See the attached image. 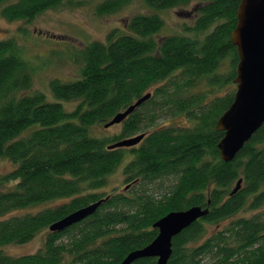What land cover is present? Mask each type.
Masks as SVG:
<instances>
[{
	"label": "trees",
	"instance_id": "trees-1",
	"mask_svg": "<svg viewBox=\"0 0 264 264\" xmlns=\"http://www.w3.org/2000/svg\"><path fill=\"white\" fill-rule=\"evenodd\" d=\"M62 1L0 0V15L30 21ZM130 1L105 0L97 11L112 13ZM143 1L147 13L132 15L123 30L113 29L105 40L75 52L77 74L68 81L50 79L51 98L34 88L24 48L13 38L0 39V159L14 166L0 174V264H120L157 236L158 219L193 206L207 213L172 238L166 264H264V123L226 162L217 147L223 131L215 125L235 91L208 100L203 92L191 93L201 79L217 88L234 83L238 55L231 31L240 0ZM192 2L191 24L181 33L160 35L164 20L158 12ZM225 59L230 71L218 74ZM148 93L118 123V133L91 135L95 125L106 127ZM166 111L183 114L187 125L153 127ZM140 134L134 146L108 147ZM117 168L124 191H105ZM63 197L69 201L24 211ZM96 201L86 218L60 231L49 229ZM245 210L255 212L238 215ZM222 221L208 234L207 225ZM42 230L35 252L4 250L30 242Z\"/></svg>",
	"mask_w": 264,
	"mask_h": 264
},
{
	"label": "rangeland",
	"instance_id": "rangeland-1",
	"mask_svg": "<svg viewBox=\"0 0 264 264\" xmlns=\"http://www.w3.org/2000/svg\"><path fill=\"white\" fill-rule=\"evenodd\" d=\"M103 1L105 0H63L59 6L46 9L30 21H8L0 15V39L13 38L24 48L23 56L34 70V88L45 92L48 98H51L48 86L50 79L58 78L68 81L77 74L78 65L75 62V52L79 48L92 40H105L111 30H123L125 20L132 15L149 11L143 0H131L112 13L100 14L97 6ZM194 6L195 2H192L185 7L160 10L158 13L164 20L160 35L183 32V27L191 24ZM230 65L228 59H225L218 67L217 73L229 72ZM233 91H235V83H225L217 88L208 85L204 79L198 81L191 89L192 94L205 93L206 99ZM66 105L67 107L72 106L73 102L66 103ZM187 123L183 114L172 115L166 111L153 127L183 126ZM120 128L121 125L118 123L110 127L99 124L92 128L91 135L95 137L112 136L118 133ZM13 167L11 162L0 159V174L7 173ZM162 183L167 182L164 180ZM125 185L122 171L117 168L108 176L107 185L103 189L108 192L111 190L123 192ZM154 187L151 185L150 188ZM68 201L69 197L55 198L25 208L24 211L35 212L44 207H55ZM254 212L255 210H245L238 215L251 216ZM224 224L225 221L207 225L208 234ZM45 233L46 231L42 230L30 242L22 245H8L4 247V250L12 255L35 252L42 245Z\"/></svg>",
	"mask_w": 264,
	"mask_h": 264
},
{
	"label": "water",
	"instance_id": "water-1",
	"mask_svg": "<svg viewBox=\"0 0 264 264\" xmlns=\"http://www.w3.org/2000/svg\"><path fill=\"white\" fill-rule=\"evenodd\" d=\"M231 41L236 47L238 62L233 101L218 118L215 129L223 131L217 147L224 161H231L244 144L264 123V0H240L236 11V26L231 31ZM146 94L117 113L105 126L121 122L135 107L149 98ZM143 134L126 138L109 148L134 146ZM240 185L237 182L233 192ZM100 201L80 208L51 224V231H60L94 213ZM207 213L206 209L193 206L185 210L171 211L158 219L153 227L157 236L145 247L131 251L120 264H131L139 258L155 257L156 264H166L171 255V240L183 229Z\"/></svg>",
	"mask_w": 264,
	"mask_h": 264
}]
</instances>
